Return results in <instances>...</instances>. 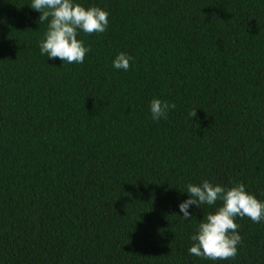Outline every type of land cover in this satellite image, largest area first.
Returning a JSON list of instances; mask_svg holds the SVG:
<instances>
[{
	"label": "trees",
	"instance_id": "16d2710c",
	"mask_svg": "<svg viewBox=\"0 0 264 264\" xmlns=\"http://www.w3.org/2000/svg\"><path fill=\"white\" fill-rule=\"evenodd\" d=\"M0 264H264V0H0Z\"/></svg>",
	"mask_w": 264,
	"mask_h": 264
}]
</instances>
